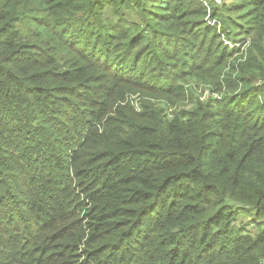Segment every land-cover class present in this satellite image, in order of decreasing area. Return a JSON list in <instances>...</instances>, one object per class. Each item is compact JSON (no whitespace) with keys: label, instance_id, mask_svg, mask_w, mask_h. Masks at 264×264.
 Here are the masks:
<instances>
[{"label":"trees","instance_id":"trees-1","mask_svg":"<svg viewBox=\"0 0 264 264\" xmlns=\"http://www.w3.org/2000/svg\"><path fill=\"white\" fill-rule=\"evenodd\" d=\"M0 264H264V0H0Z\"/></svg>","mask_w":264,"mask_h":264},{"label":"rangeland","instance_id":"rangeland-1","mask_svg":"<svg viewBox=\"0 0 264 264\" xmlns=\"http://www.w3.org/2000/svg\"><path fill=\"white\" fill-rule=\"evenodd\" d=\"M222 2H223V0H221ZM224 1H226V2H229V0H224ZM215 2H217V3H219L217 0H215ZM220 4V3H219ZM221 5V4H220ZM211 8V7H210ZM209 12H210V14H211V9H209ZM208 20H211V23H212V25H214V20L212 19V18H208ZM216 24H218L219 26H218V28L220 29V27H221V23H218V22H216ZM223 26V25H222ZM228 44L229 45H232L229 41H228ZM233 45H235L234 43H233ZM243 46L244 45V43L242 42V43H238V46Z\"/></svg>","mask_w":264,"mask_h":264},{"label":"built area","instance_id":"built-area-1","mask_svg":"<svg viewBox=\"0 0 264 264\" xmlns=\"http://www.w3.org/2000/svg\"><path fill=\"white\" fill-rule=\"evenodd\" d=\"M220 4H222L223 2L221 0H217Z\"/></svg>","mask_w":264,"mask_h":264}]
</instances>
